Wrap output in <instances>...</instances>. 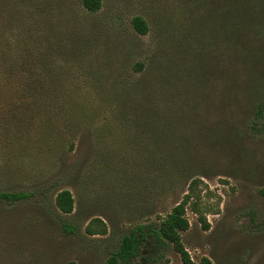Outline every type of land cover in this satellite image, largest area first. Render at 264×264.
I'll use <instances>...</instances> for the list:
<instances>
[{"label":"rangeland","instance_id":"374dc122","mask_svg":"<svg viewBox=\"0 0 264 264\" xmlns=\"http://www.w3.org/2000/svg\"><path fill=\"white\" fill-rule=\"evenodd\" d=\"M102 1L89 13L81 0H0V192H35L0 201V264H105L134 226L188 195L182 241L196 264H264V131H251L253 106L176 97L185 87L207 95L212 37L191 31L176 0ZM155 92L171 112L163 148L185 152L176 189L159 197L153 170L126 171L133 165L119 158L156 151L155 132L134 122ZM62 190L73 195L71 215L55 207ZM147 249L138 264H182L172 245Z\"/></svg>","mask_w":264,"mask_h":264},{"label":"trees","instance_id":"16d2710c","mask_svg":"<svg viewBox=\"0 0 264 264\" xmlns=\"http://www.w3.org/2000/svg\"><path fill=\"white\" fill-rule=\"evenodd\" d=\"M176 1V11L187 16L191 31L203 33L204 37L209 36L213 39L209 45L210 53L207 59L210 66H206L207 70L204 71L207 95L204 93L203 96H199L196 94L197 89L192 92L185 87L176 94V97L183 98L187 104L197 103L199 105L216 99L223 104L227 105L232 102L230 103L232 106H237L246 100L255 111L251 131L261 134L264 130L255 119L264 118V0ZM81 4L89 13H97L103 7L102 0H81ZM132 26L134 31L141 36H146L150 31L148 22L142 16H135L132 19ZM137 70L142 72L144 64H138ZM183 81L180 78H173V80L157 78L155 84L174 82L177 85ZM212 88L215 92L213 96ZM161 91H158V98L165 93ZM153 95L156 99L151 100V103L145 105L146 100H143V104L140 103L139 106L137 104L135 114L137 119L134 122L136 125L138 123L142 125L140 128L137 126L141 132L149 131L150 134L155 132L152 134L157 145L156 151L151 155L146 152L124 153L119 158H122L125 164L133 165L126 171L129 169L138 171L135 169L137 166L153 170L157 183L155 188L156 190L161 188L157 193L159 197L169 189H176L175 184L177 183L174 184V180L177 171L174 168L177 169V166L182 163L180 159L184 157L185 152L181 150V152L169 153L164 150V143L171 138L169 134H166L171 131L167 124V121L171 119V112L166 105L158 101L156 92ZM127 113L132 117L130 108L124 115ZM135 145L140 147L138 141ZM259 194L264 198V188L259 190ZM34 196L35 192H0V201L15 205L29 201ZM190 197V195L186 196L163 217L153 211L151 215H156V220L134 226L123 237L119 248L109 255L105 264H138L137 259L144 249L150 247L149 250L147 249L148 252L159 255L170 245L179 254L182 264H196L182 241V233L188 231L190 227L185 209ZM54 203L56 209L66 216L71 215L75 208V201L69 190L60 191ZM204 225L206 228L209 227L205 222ZM62 227L66 232H75L74 228L65 222H62ZM198 264L213 263L209 258L203 257Z\"/></svg>","mask_w":264,"mask_h":264}]
</instances>
